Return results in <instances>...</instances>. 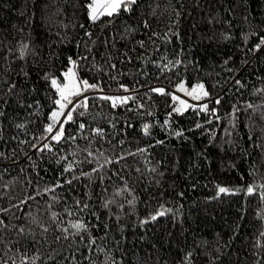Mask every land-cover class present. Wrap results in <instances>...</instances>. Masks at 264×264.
<instances>
[{"label":"trees","instance_id":"1","mask_svg":"<svg viewBox=\"0 0 264 264\" xmlns=\"http://www.w3.org/2000/svg\"><path fill=\"white\" fill-rule=\"evenodd\" d=\"M91 3L0 0V264H264V0Z\"/></svg>","mask_w":264,"mask_h":264},{"label":"rangeland","instance_id":"2","mask_svg":"<svg viewBox=\"0 0 264 264\" xmlns=\"http://www.w3.org/2000/svg\"><path fill=\"white\" fill-rule=\"evenodd\" d=\"M98 2L100 4H103L106 2V0H98ZM91 11V9H90ZM101 12H103L104 14H107V11L104 9H101ZM99 15H103V14H98ZM71 73H74V76L70 75ZM57 81V84L54 85V87L57 89L58 91V100L61 103L65 104V107L62 109L60 107V104L57 103V107L54 109L53 112H58L60 113V115L57 116L56 118V122H57V126L56 128L53 130L52 133H55L57 128L61 125V123L63 122V120L65 119L70 107L72 104L69 105L68 101L72 99V97H74L77 93V90H79V94H82V96L86 95V86L83 81H80V79L77 76L76 70L74 65L72 64L71 66H69V68L64 72V80L62 82H60L57 79H53ZM199 85H203L202 83L196 84L193 87H188L186 86L184 83H182L181 85H179V87L177 89H173V93L181 100V104L182 107L185 108L190 104H195V105H200L202 104L205 100V96H204V92H206V89L203 85V88L201 89L200 87H198ZM60 89H64V95L67 96V100H63L61 98V93H60ZM195 89V91H194ZM72 93V94H69ZM125 94H112L111 96L116 98V97H122ZM81 96V97H82ZM198 97V98H197ZM183 102V103H182ZM53 114V113H52ZM57 134V132L55 133V135Z\"/></svg>","mask_w":264,"mask_h":264},{"label":"snow or ice","instance_id":"3","mask_svg":"<svg viewBox=\"0 0 264 264\" xmlns=\"http://www.w3.org/2000/svg\"><path fill=\"white\" fill-rule=\"evenodd\" d=\"M136 3V0H106L105 3L103 4H100L98 2V0H92V3L89 5L91 11H90V18L95 21L97 18H98V14H104L103 12H101V9H104L107 11V14L108 15H111L113 12L117 11L122 5L125 7V9L127 10L128 6L131 5V4H134ZM70 75L74 76V73H71ZM53 85H56L57 84V81L56 80H53L52 81ZM83 83L87 86V81H83ZM239 83V82H238ZM89 87H93L95 88L96 86L95 85H91ZM198 87H200L201 89L203 88V85H199ZM127 90V89H125ZM156 91H160V92H163V89H157ZM195 91V89H194ZM60 93H61V98L63 100H67V96L64 95V89H60ZM69 94H72V93H69ZM76 94H79V90H77V93ZM204 96H207L208 93L207 92H204L203 93ZM103 99H107V100H111L112 103H113V107L116 106V101L119 100L121 103H124L126 102L125 99H122L120 97H116V98H113V97H102ZM198 98V97H197ZM175 99V97H174ZM86 102H87V97L84 98L83 101H78L75 105H73L72 109H70L67 113V117H66V121H69V120H72L73 117H72V112L76 111V108L77 107H85L86 106ZM56 103L60 104V107L63 109L65 107V104L61 103L60 101H56ZM68 103H72V101H68ZM183 103V102H182ZM217 103H219V100H217ZM204 110L207 109V105H204ZM249 107H251V105H249ZM176 111H179V109H176ZM80 115H83V113H79ZM60 115V113L58 112H53L52 114V119L55 121L57 116ZM81 128L84 127L83 124L80 125ZM197 127H200V125L198 124ZM47 131L48 132H52L53 131V126L52 125H49L48 128H47ZM101 130H97V133L99 134ZM144 131L145 133L147 134L148 132V125H145L144 127ZM177 135H180V133H178ZM63 136V124H61L60 126V129L57 130V134L55 136H53L52 138L59 141V139ZM45 148L48 147V145H44ZM67 170V169H66ZM68 183H71V181H68ZM261 187H264V185H262ZM247 193L248 194H252L254 192V188L252 186L248 187L247 188ZM231 190L227 189V188H223V187H220L219 188V193H230ZM264 198V197H262ZM164 213H159L158 215H163ZM152 219H156L155 216L152 217ZM73 227L77 228V229H80V228H83L84 225L82 224H74Z\"/></svg>","mask_w":264,"mask_h":264}]
</instances>
